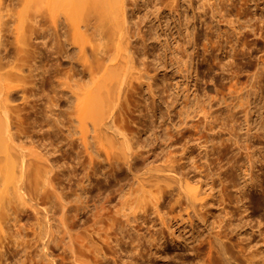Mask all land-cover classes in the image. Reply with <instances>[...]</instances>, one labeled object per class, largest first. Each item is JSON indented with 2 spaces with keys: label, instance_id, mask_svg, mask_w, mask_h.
I'll use <instances>...</instances> for the list:
<instances>
[{
  "label": "bare ground",
  "instance_id": "6f19581e",
  "mask_svg": "<svg viewBox=\"0 0 264 264\" xmlns=\"http://www.w3.org/2000/svg\"><path fill=\"white\" fill-rule=\"evenodd\" d=\"M189 1L191 7L194 6L192 0ZM205 1L208 3V1L213 0L201 1L204 5L202 7L206 9ZM217 1L221 2V0ZM216 2L213 3L215 7L219 6ZM188 3L187 1V8L190 7ZM224 3L226 4V1ZM138 4L139 0H0V234H3L0 235V247L8 245L10 242L14 243L19 237L21 240L18 239L16 243L23 245V231L31 220L40 221L41 230L38 234L43 240L41 254H25L22 264H58V256L60 258L62 254L56 253L54 245H61V249L64 253L68 252L73 263L89 264L90 262L84 258L85 256L79 248L83 245L80 241L82 232L88 226L81 214L82 210L88 209L89 212H93L94 209L93 223L100 221L105 210H113L112 215L115 217L111 215L110 218L109 216L112 224L108 225L113 229L114 225L119 228L131 225V216L133 215L134 219H138L141 214L138 209H144V203L149 201L154 203L155 210L164 223L166 217L161 215L159 202L162 197L172 193L176 186L178 187V195L174 203L181 204L183 198L192 203L191 192L201 188L203 184L193 185L189 176L184 171H180L183 167L172 163L171 159L179 144H182V148L187 152L191 148L199 146L201 152L203 150L206 153L204 155L208 158L206 162H203L204 157L202 155L197 156L191 153L188 157L189 161L194 162L201 173L204 172V166L209 169V166L214 162L207 155L209 151H216L218 157L227 152H233L232 155L234 156L230 164L241 170L245 166L247 177L245 183L239 185L236 181L239 173L232 170L227 174L226 179H229L231 185L241 193L240 199L250 198L252 200L253 194L260 192L256 202L259 205H264V131H262L264 121L261 123L263 126H259L260 128L255 129L251 125L249 114L252 110L250 107L253 106L250 99H247V95L249 97L251 93L253 96L256 95L252 90L260 89L261 91L264 87V54L260 56L254 54L258 50L264 52V46H260L258 38V35L262 37V40L264 38V0H259L255 4L250 1H245L243 6L241 4L243 10L242 12L238 11L239 22L237 20L236 22H242L240 25L243 28L248 26V29L243 31L244 29L241 28L243 31L241 32L238 30L239 27L238 29L235 27L236 25L235 28L231 27L233 24L231 19L229 28L231 31L232 28L237 31L235 41L229 36L232 38L231 43L228 41V45L224 46L221 43L223 41L222 35L228 37V32L225 31L224 34H219L217 37L219 41L211 39V44L207 43L204 46L205 52L208 53V51L211 52V47H214L213 45L216 43L218 45L214 48L220 47L221 50H226V55L219 54L218 51L216 54L213 51L207 55L204 53L206 55L204 57L207 58L206 62L210 65L208 68L213 70L217 67L222 72L223 77L219 79L215 77L216 75H207L211 77L209 81L206 79L204 82L206 83V87H204L206 90L200 92L197 89L200 94L202 93L200 95L198 92L199 101H202L201 96L205 103L208 97L216 100L217 94L221 95L219 88L224 81H227V78H240V71L236 67L239 64L238 61L240 59L251 60L250 58L255 57L259 60V69H257L258 71L255 69L256 74L253 75L255 81L252 79L254 82L249 84L251 88L248 86L250 89L245 90L247 95L244 96V88H240L241 90H238L241 93L237 97L231 98L230 102L228 101L230 97L226 99L223 98V95L220 96V98L228 101L221 99L222 103H228L227 105L230 107L225 114L220 111V108L212 111V106L211 110H208L204 108L205 106L200 105L205 118L195 124L187 120L191 115V112L187 110V107L190 106L180 110L179 119L169 125L166 132L156 136L154 146L149 149L155 154L154 158H152V154H149V156H145L144 159L134 163L132 159L135 157L137 146L140 143L135 142L136 134L134 131L127 130L130 121L125 116L124 108L132 93H141L142 85L147 86L154 98L158 96L157 91H159L154 85L158 74L153 73L154 68L152 70L150 63H146L141 59L142 57L140 58L139 47L141 45L145 47L144 55L146 58L150 54L147 32H143L139 28V32L136 33L128 19L130 6ZM222 4L223 2L219 8L217 7L218 10L215 9L217 10L216 14L219 18L224 16L227 18L225 9L221 8ZM181 6V0H157L154 5L155 9L152 12L148 11L145 15L148 16L150 12L156 13V17L161 20L162 12L169 10L177 12L181 16ZM202 7L200 5L199 12L202 11ZM187 8H184V11ZM211 10H214V7ZM211 10L210 12H212ZM216 14H212L211 18ZM188 17L191 16L188 15ZM216 19L218 18L216 17ZM216 19L214 18V20ZM228 19L230 20L227 18L226 21ZM225 23L230 24L229 22ZM225 28L227 27L225 26ZM186 29L190 28L186 26ZM257 30H260V34L256 33ZM250 31L256 33L258 41L253 38L250 40L252 35ZM189 35L186 43L182 41L183 35L175 40L177 48L174 47L183 53L179 57L181 59L186 58L185 61L183 59V65L188 63L187 59L194 52L190 38L192 34ZM194 38L196 41V31ZM194 40L193 43H195ZM262 43L264 42L262 41ZM139 44L141 45L139 46ZM197 45L199 46V44L194 46L197 48ZM189 49H192L193 52L190 51V53ZM11 50L14 52L13 58H9ZM221 50L219 51L221 52ZM159 54L162 57L161 53ZM50 61H55L52 65H55L57 70H61L60 66L66 67H63L64 73L61 72L60 83L54 85L51 82V85L47 87L49 81L45 74L50 72V68L47 67ZM79 70L84 78L77 77L80 74ZM248 78L250 80V77ZM235 83L238 84V82ZM234 86L237 87L235 84ZM234 86L232 87L234 88ZM235 89L234 91L237 93V89ZM165 91L170 93L169 88L166 90L164 85ZM68 92H71L72 95L68 96ZM207 92H212L209 93L212 95ZM213 92H217L215 97H213ZM68 101L71 105L68 104ZM67 105L70 106L65 108ZM238 107L245 109L247 124L246 121L239 123L240 116L238 118L237 114L240 110L237 111ZM262 107L264 109V105ZM233 109H236L237 112ZM244 111L241 112L244 113ZM262 117L264 116L262 115ZM65 118L70 124L68 122L66 124ZM224 120L227 122L225 123ZM220 121L222 124L218 125L217 122ZM237 121L241 126H237ZM60 123L68 125L69 132L66 135H61L64 133L65 126ZM244 126L247 130L244 133L245 139L241 141L240 138L243 137L240 134L243 133ZM45 127L47 129L43 130ZM144 128L146 131L148 130V127ZM138 132H141L140 128ZM59 135L64 137L57 141L56 137L59 138ZM24 138L29 139L30 142L24 141ZM77 144H83L85 147L82 152L89 155V164L86 165L87 167L85 166L87 175L80 182L81 191L85 192L86 196L82 199V192L77 193L78 190L76 191L74 195L78 196L77 202L75 201L77 204L74 205L75 213L71 215L68 207L69 203H74V200L68 197V193L65 194L63 187H60V184L62 186L63 183V177L59 171L62 172V169H65L66 172L69 163L65 166L67 163L65 161L63 162L65 164L61 165L59 158L57 159V154L58 151H61L65 155L67 149L64 150V148L66 145H70L71 150H75ZM255 144L257 146L254 148ZM246 149L245 157H247L249 165H238L240 161L237 157L238 151L240 150V154H243L242 150L246 151ZM257 151L260 152V156L256 157ZM101 157H104L105 161L108 162V170L106 171L108 177L105 180L90 181V178L97 174ZM159 160L161 163L158 164L157 161ZM81 162V164H87L83 159ZM259 162L261 165L256 174L254 168ZM126 164L129 165L133 177L131 181H133L132 183L130 181L129 185H131L127 192L121 191L116 195L122 201L121 206L118 207L117 204H113L116 192L113 186L116 185V182L112 179L114 175L121 176ZM69 165L71 166V164ZM215 174L217 173L212 170H208L205 174L212 181V185L210 184L211 191L215 189ZM88 180L89 183H86ZM136 182L137 184L134 186ZM223 186L224 188L220 191L225 194L229 187L227 183H224ZM57 204L60 205L59 215L53 212V208ZM141 204L144 207H141ZM127 209L133 210V213H127L125 211ZM122 212H124L126 219L119 221L116 214ZM201 218L204 221V217L201 216ZM56 219L59 221L57 228L54 227ZM222 222L220 223L221 230L210 232L200 242L207 245L211 258L221 259L223 264H241L235 259L236 256L228 254L233 252V248L236 246L241 249L243 247L241 244L234 243L226 229H223ZM13 227H18L15 235L11 232ZM7 238L10 239V241L8 240L9 243L6 242ZM158 238V236H151V240L157 241ZM106 239L109 242H104L111 245L112 253L106 255L103 248L98 249L97 252L103 256L115 257L118 249L113 243L122 242V236L115 230L112 234H107ZM139 249L140 244L133 247L135 251ZM139 255H142V252ZM100 259L101 257L94 264H104ZM128 263L139 264V261L137 257H131L128 259ZM115 264L120 263L115 260Z\"/></svg>",
  "mask_w": 264,
  "mask_h": 264
},
{
  "label": "rangeland",
  "instance_id": "374dc122",
  "mask_svg": "<svg viewBox=\"0 0 264 264\" xmlns=\"http://www.w3.org/2000/svg\"><path fill=\"white\" fill-rule=\"evenodd\" d=\"M187 1L189 2L188 3L190 6V7L188 6L189 8H187L186 5ZM201 1L202 0H192V5L194 6L191 7L189 0H185V1L181 0V5H182L181 6L182 9H180L181 16H179L177 12L166 10L162 12L161 20H159L156 17V13L155 14L151 13L155 9L154 5L155 3H157V0H139L138 5L132 6L133 9L130 6L128 19H129V23L133 27V30H135L136 33H138L139 30L142 29L143 32H147V36L149 38L148 40L149 48H150L149 57L146 58V55H144L145 47L139 44V46L141 45L139 47L140 58L142 57L141 59H143L146 63H150L152 66V70L153 68L155 70V71L153 70V73L158 74V77L154 82V85L157 90L159 89V91H157L158 96L154 98L150 90L147 88V86L142 85L141 93H132L129 100L127 101L128 104L125 107L126 109L124 108L125 116L130 121V123L127 126V130L132 132L134 131V133L136 134L134 140L135 142L140 143L137 146L135 157L132 159L134 163L137 160L144 159L145 156L147 157L149 156V154L150 155L152 154L153 155L152 158H154L155 154L152 153L153 151H149V149L151 148V146H154L153 144L154 142H156V136L158 134H162L163 132H166L167 130L166 128L169 127V125L175 123L179 119L180 110L186 109L185 107L190 106L187 107L188 108L187 110L191 112V115L188 117L187 120L193 124L202 121L205 118L204 112L200 107V105L205 106L204 108H207L208 110L209 109L211 110V106H212L213 109L212 111H215L217 110V108H220V111L225 114L228 112L230 107H228L227 105L228 103L227 104L222 103V100H225L226 102L228 101L230 102L231 98L237 97L238 94L241 93L239 92V90H241L242 88H244V91L246 89H250L251 87L249 86V84H252L255 81L254 79L255 76L253 75L256 74L255 71L259 69L258 58L255 57H254L255 59L250 58L251 60L240 59V61L238 62L241 65L238 64V66H236L238 67L237 68L238 71H240L239 72L240 78L226 79V77H224L227 81L226 82L224 81L219 88L220 89L219 93L221 91L220 96L223 95V98L226 99L230 97L228 101L226 99L220 98L217 92L216 93L213 92L214 94L213 97H215V95L217 94V96L219 97L218 99L217 96L215 97L216 100H212V98L210 99L208 97L206 100L207 102L205 103V100H203L201 96L203 103H201L202 101L201 102L199 101L200 95L202 94V93L200 94V92L206 90L204 89V87H206L205 85L206 83L204 82H206L205 81L206 79L209 81L211 77V76L208 77L207 75H213V76L216 75L215 77L219 79H222L223 77L222 72L217 67L214 68L213 70L208 68L210 65L208 64V62H206L207 58H205L204 56H206L208 53L210 54L212 51L215 52L214 54H216L218 51L219 54L226 55L225 54L226 50H221L220 47H219L220 49L217 48L218 50L214 48L218 45V44L216 45V43H214L213 45L214 47L210 46L211 52L208 51V53L207 51L205 52L204 46L207 43L211 44L210 42L211 39L218 40L219 38L217 37L219 36V34H224L225 31L228 32V37L227 35H222L223 41L220 42L224 46H227L229 43L228 41H230L231 43L232 38L233 41H235L234 39L236 37L237 31L233 30V28L236 27L238 29L239 27L238 30H240L241 32L245 31V29L246 30L248 29V26L247 28L246 27L243 28V26L240 25L242 23L241 21H240L241 23H237L239 22L238 19L239 17L237 18L238 11L242 12L243 10L242 6L245 1H250L252 4H255L258 3L259 0H225L226 4L224 3L225 2L224 0H221V2L220 1L218 2L217 0L215 1L213 0L214 2L208 1L209 7L207 1H205L206 2L205 4L207 5L206 9L202 7L204 5L203 2ZM211 2L213 3L216 2L218 3L217 5L219 6L215 7L213 6V3L211 4ZM222 2L223 4L221 8L225 9V13H226L225 15L228 16L227 18H230V20L228 19L229 21L228 20L226 21L227 18L225 16L223 18L220 16L222 18L221 19L218 17V14H216L218 10L217 7L219 8ZM200 5L203 9H205L204 12H202L203 11L202 8H200L202 9V11L200 10L199 12ZM225 5H228L229 7ZM212 6L214 7V10H211V8L213 9ZM184 8H187L185 9L186 11H184ZM210 10L213 13L210 12ZM148 11L151 12L148 14V16H146L145 14H147ZM195 11L196 13L197 12L199 13L195 15L196 14ZM211 13L212 14L215 13L217 16L216 15L213 16L212 19ZM188 15L191 16L192 18L188 17ZM193 16L195 17L194 20H193L194 18ZM201 17L205 18L203 19L204 23ZM216 17L219 20L216 19ZM214 18L216 20H214ZM224 18L226 19L224 20ZM231 19L234 25L233 24L231 25ZM185 20L187 21V23L189 22L188 23L189 25L185 23L186 22ZM190 20H192L193 22ZM211 20L215 22L213 23ZM225 22L227 23L229 22L230 24L228 25ZM238 24L239 26H237ZM230 25L231 27H233L232 31L229 28ZM186 26L190 28L188 29L189 31L186 29ZM225 26L227 28H225ZM249 27H250L249 29H251V26ZM241 28L244 30L242 31ZM195 31L197 32L196 41L198 42L194 40ZM180 32L181 33L184 32V33L181 34ZM179 33L184 36L182 38V41L185 43L189 39L188 35L192 34L190 38L192 39L191 41H192V46L194 47L193 49L194 52L191 51L192 49L191 50L189 49V52L191 51L193 53L190 52L191 55L190 58L187 59L188 60V63H186L187 65L186 64L183 65V59L185 61L186 58L181 59L179 57L182 56L183 53L179 52L180 49L179 50L176 49L177 42L175 40L179 39L178 37H181ZM256 33L260 34V30H257ZM256 33L250 31V34H252L250 36L251 37L250 40H252L253 38L254 40L258 41L259 38L260 46L261 45L264 46V43H262V41L264 42V38L262 40V37L260 35H258L259 36L258 37ZM229 36H231L232 38L231 37L229 38ZM193 40L195 41V43H193ZM36 42H39V40H36ZM195 44H199V46L197 45L196 48L194 46ZM174 46H176V48ZM192 46L191 48H193ZM175 50L176 53H174ZM219 50H221L222 53ZM260 52L261 51L258 50L254 54L258 56L264 54L263 51L261 53ZM159 53H161L162 57H160ZM13 55L14 52L13 50H11L9 58H13L14 57ZM68 60L70 61V59ZM54 62L55 61H50V63L47 66L50 68L49 70L50 72L45 74L46 77H48V81H49V82L47 81L48 82L47 87L51 85V82H53L54 85L58 84V82L61 80L60 76L64 73L63 67H66V66H60L61 70H57L55 68V65H52L54 64ZM254 62L255 64H252ZM255 65L257 67H254ZM79 75L81 76L82 72H80ZM79 75L77 77L84 78V75L81 77ZM204 76L206 77L204 78ZM248 77H250V80L253 79L254 81L252 80L250 82V80H248L249 79ZM230 81H232L237 87H235L234 84ZM235 82H238L239 85L236 84ZM241 82L248 84H246L247 85L246 86ZM229 84L230 85L233 84V85L230 86ZM164 85L166 90L167 88H169L170 90L169 92L172 94L171 96V94L169 93L171 97L168 96L169 95L168 91L164 92ZM232 86H234V88L237 89V93L236 91H234V88ZM248 86L250 88H248ZM197 89L200 90V92ZM246 91L244 92V96L247 95ZM198 92L200 95H198ZM252 92L256 95L253 96V94L251 93L252 96L250 95L248 97L247 95V99L248 98L250 99V103L253 106L250 107L252 108V110L250 111L251 114H249V116H251L250 117L251 125L256 129L262 127L263 125L261 126V123L264 121V117H262V115L264 116V109L262 107L264 105L263 104L264 87L261 89V91L260 89H258L254 91L252 90ZM68 93H67L68 96L72 95L71 92ZM207 93L209 94L212 92H207ZM186 102L190 104H187ZM195 102L198 103L196 104ZM68 104H70V101H68ZM70 105L65 106V108H68V106ZM241 108L242 107L237 108V111L240 110V112H238L237 114L238 118L240 116L239 118L240 124L241 122H245L247 120V115L245 116L246 111H244L245 109L242 108L244 113L241 112L242 111ZM234 111H236V109ZM262 118L263 120H261ZM242 119H244V121H242ZM65 120L67 124L68 121L66 118ZM220 120L223 122L222 119ZM221 121L217 122L218 125L222 124ZM224 122L226 123L227 121L224 120ZM245 123L247 124V121ZM60 124H62V126H65L64 130L62 128L64 133H62L61 135L64 134L66 135L67 132H69L67 129L68 125L64 123H60ZM68 124L70 123L68 122ZM240 124H238L237 121L238 127ZM144 127H148V130L146 131ZM139 128L141 132H138ZM45 129H47V127H45L43 130ZM243 130H244L242 131L243 133L240 134L243 137L240 138L241 141L245 139L244 133H246L245 130H247L245 126ZM262 131H264V126L262 128ZM225 133H227V131H225ZM63 137H60L59 135V138L56 137V139L58 141V139L59 140L63 139ZM36 138L37 137H35V139ZM23 140L28 143L30 142L29 139L26 138H24ZM77 145L75 150H71L70 145H66L64 148V150L67 149L65 155H63L64 153L61 151H58L59 152V153L57 152L58 154L56 153L57 159L59 158V163H61V165L62 164L64 165L65 163L63 162L65 161L67 162L65 166H67L68 163L71 164V166L68 164L69 166L68 169L64 166L66 168V172L65 169H62V172L61 170L58 169L61 173V177H63L62 178L63 183L62 186L60 184V187H63L65 194L68 193L67 194L68 197L71 200H74V203L73 202H71V204L69 203V207H68V211L69 213H71V215L72 213L73 214L75 213L74 205L77 204L75 203V201L78 198V196L74 194L76 193L77 190H78L77 193L82 192L81 191L82 187L80 185L81 184L80 182H82L81 180H83L85 178L84 176L87 175L85 168L87 167L86 165L89 164L88 163L89 155L86 154V152H82L85 150L84 149L85 147H83V144H77ZM256 146L257 145L255 144V146L253 147L255 148ZM238 152L239 153L237 157L240 159L238 165L241 164L249 165L247 157H245L247 149L246 151L242 150L243 154L242 153L240 154V150ZM191 153H194V155L197 156L202 155L203 157L204 155H206V153L203 150L201 152L199 146L198 147L195 146L191 148L189 152H187V150H184L182 148V144H179L174 151L171 161L174 165H179V167H183V169H181L180 171L181 172L184 171L189 176L190 180L193 182V185L199 186L203 184V186L191 192L192 203H189V201L185 198H183L181 204L174 203L175 198L178 195L177 186L174 188L172 193L162 197L159 202V208L161 210V215H164L166 217L164 223H162L161 217L155 210L154 203L151 201L145 202L144 203L145 207L141 204V207H144V209H138V211L139 210L141 211L140 216L138 217V219H134V216L132 215L131 216L132 224L126 226L125 228H119L114 225V228L112 229L108 226L110 223L112 224L111 220H109V216L111 218V215L114 213L112 212L113 210L112 211H110V209L105 210L102 215L103 217L100 216L101 217L100 221L96 223H93L92 215L94 213V209L92 210L93 212H89L88 209L81 211L82 212L81 214L84 217V220L87 222L88 226L86 230H83L82 238L80 239L81 243H83L84 246L82 245L79 248L82 254L85 256L84 258H87V260L90 262L89 263L86 261L87 263L94 264L99 260V257H101L100 260H102L104 264H115V260L120 264H131L128 263V259H130L131 257H137L139 264H223V261L221 259L211 258L209 254V248L207 247V245L200 242L210 232L221 230L222 228L220 227V223L223 221L222 222L223 229H226V231L229 233V236L233 239L235 244L236 243L241 244L243 247V249H241L240 247L236 246L235 248H233V252L229 253L228 255L236 256L235 259L241 264H264V205H259L256 202L257 201L256 198L259 197L260 192L254 193L252 200L250 198L247 199L245 198L242 200L240 199L242 195L238 191V189L233 187V185H231L229 179H226L227 174H229L232 170H234L237 173H239V175L236 177V181L238 182L239 185L241 184L243 185L245 183V178L247 177L245 174L246 167L244 166V168L241 170L238 167H233V164H230V161L233 159L234 156L232 155L234 154L233 152H227L226 154H222L220 157H218V153H216V151L214 150H211L209 151V153H207V155H209V158L213 159L214 162L212 163L211 166H209V169H207V167L204 166L203 167L204 172L201 173L199 169L196 168L195 163L189 161L188 157ZM258 155L260 156V152L257 151L255 156L257 157ZM205 157L203 158V162H206L208 160L207 156ZM82 159L87 164L84 163L81 164ZM100 160L101 161L99 163L97 174L95 176L93 175L90 178V181L94 182L96 181V179L105 180L108 177V174H106V171L108 170V162L105 161L104 157H101ZM157 163L158 164L161 163V160L157 161ZM260 165H261L260 162L256 164V167L254 168V173L257 174ZM208 170H212L214 173H217L214 175L215 178L213 177L215 182L214 183L215 189L213 191L210 190L212 181L205 176ZM87 171H89L88 168ZM218 174H220L221 176L219 177ZM132 178L133 177L129 170L128 164L125 165L124 170L121 172V176L120 175L113 176L112 180L116 182V185L113 186L114 191H116L114 194L115 196L113 199V204L115 205L117 204L118 207L121 206L122 201L120 197L116 195L121 191L125 193L129 190V186L131 185V184L129 185V183ZM86 183H89V180L86 181ZM224 183H227L229 187L227 188L225 194H223L222 191H220L221 189L224 188L223 186ZM136 184L137 182L134 184V186ZM85 196L86 193L82 192V199L85 198ZM59 206L60 205L57 204L55 208H53V212H55L56 215H59L58 213H60ZM125 211L127 213H133V210L130 209H127ZM201 216L204 217V221L202 220L203 218H201ZM112 217H115V215H112ZM116 217L118 218L119 221L126 219L124 212H122L121 214H116ZM58 223L59 221L58 219H56L54 224L55 228L58 227ZM17 230L18 227L11 228L12 234L15 235ZM39 230H41L40 221L37 222L36 220H31V222L26 226V228L23 231V237H24L23 245H17L16 243L18 239L21 240V237L16 238L17 240L14 241V243L10 242L11 244L8 242V240L10 241V239L7 238L6 242H8L9 244L7 243L8 245H4V247L2 248L0 247V264H22V260L25 258V254L38 253L40 255L41 244L43 240H41V237L38 234ZM115 230L117 231V233H119L120 236H122L123 239L122 242L113 243V245L116 246V248L118 249L115 257L110 255L109 256L100 255L97 251L98 249L101 248H103V251H105L106 255L107 253L109 254L112 253L111 245L107 243L109 242V240L106 239V236L107 234H112ZM151 236L154 237L158 236L160 239L158 238L157 241L153 239L151 240ZM139 244H140V249L136 251L133 250V247H136ZM54 246L56 253L59 255L62 254L61 255L62 257L60 256V258L62 259H60L58 256L59 259L58 264H76L73 263L68 252L67 253L63 252V249H61V245H57V246L54 245ZM140 252H142V255H139Z\"/></svg>",
  "mask_w": 264,
  "mask_h": 264
}]
</instances>
